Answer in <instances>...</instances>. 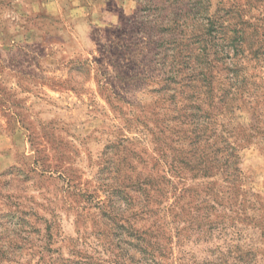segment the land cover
I'll list each match as a JSON object with an SVG mask.
<instances>
[{"label": "rangeland", "instance_id": "rangeland-1", "mask_svg": "<svg viewBox=\"0 0 264 264\" xmlns=\"http://www.w3.org/2000/svg\"><path fill=\"white\" fill-rule=\"evenodd\" d=\"M247 1L257 13L264 9V0H240ZM225 2L212 0L213 10ZM160 4L0 0V213L18 209L55 220L54 249L64 256L76 237L74 194H103L96 179L106 148L130 140L125 152L143 154L156 139L174 145L186 132L173 121L176 87L156 56L161 29L153 24L175 18ZM238 117L233 125L247 129L250 116ZM239 138L234 212L218 206L219 231L207 243L175 246L170 264H264V135L250 144ZM42 235H32L35 245ZM37 250L23 256H40Z\"/></svg>", "mask_w": 264, "mask_h": 264}, {"label": "trees", "instance_id": "trees-1", "mask_svg": "<svg viewBox=\"0 0 264 264\" xmlns=\"http://www.w3.org/2000/svg\"><path fill=\"white\" fill-rule=\"evenodd\" d=\"M160 1L175 18L153 24L161 29L156 56L176 87L173 121L186 132L174 145L156 139L143 154L125 152L130 140L106 148L96 179L103 194H74L80 205L67 256L54 249L55 220L0 213V264H170L175 246L207 243L219 231L218 206L234 212L239 137L250 144L264 135V9L240 0H223L216 10L212 0ZM238 113L250 116L247 129L233 125ZM40 233L35 245L32 235ZM33 248L40 256H23Z\"/></svg>", "mask_w": 264, "mask_h": 264}]
</instances>
